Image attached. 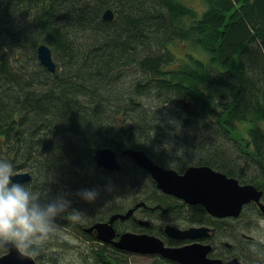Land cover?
<instances>
[{"label":"trees","instance_id":"trees-1","mask_svg":"<svg viewBox=\"0 0 264 264\" xmlns=\"http://www.w3.org/2000/svg\"><path fill=\"white\" fill-rule=\"evenodd\" d=\"M190 1L0 0V159L32 174L24 185L41 202L63 196L65 185L88 187L100 137L126 146L148 139L144 125L158 114L134 100L148 93L161 103L173 99L190 124L215 115L233 138H243L237 122H248L249 138L239 144L252 160L248 169L259 172L236 173L237 164L229 174L263 184L264 0H201V11ZM107 7L115 17L106 22ZM177 40L187 48L182 54L169 47ZM40 42L52 45L62 70L40 63ZM132 65L146 83L135 82L130 94L116 84ZM175 96L192 100L194 110ZM120 112L134 125L127 131L112 119Z\"/></svg>","mask_w":264,"mask_h":264},{"label":"flooded vegetation","instance_id":"flooded-vegetation-1","mask_svg":"<svg viewBox=\"0 0 264 264\" xmlns=\"http://www.w3.org/2000/svg\"><path fill=\"white\" fill-rule=\"evenodd\" d=\"M180 98L187 97L183 96ZM183 112L187 114V111H184V109ZM206 115L207 117L210 116ZM191 116L193 117L195 114ZM119 119V128L125 129L123 128V123L127 120L123 116ZM157 122L162 123L164 121ZM194 122L197 124L199 122L206 125L212 124L210 120L204 122L200 119V121ZM152 123L157 124L158 130H160L158 123ZM214 123V125L209 126L196 125L193 127L196 130L205 127V132L207 129L214 131L222 128L223 133H228L227 126L220 124L216 119ZM154 124L149 128H154ZM125 131L127 130L125 129ZM200 133L205 134L204 131ZM172 140L174 139L165 137V139L159 140L156 143L158 147H152L154 144L144 141L133 146L116 145L114 143L111 144L112 146L106 144L97 146L102 148L111 147L115 151L116 161L120 164V167L115 170L99 167L93 157L96 172L118 176L116 177L117 181L112 184L116 191L125 194L136 191L141 193L153 192L155 195L151 198L144 196L137 201L129 198V200L120 202L116 198V200L104 201L99 206V202H88L78 195L81 190L88 189L89 187L62 186L63 196L70 200L71 204L75 205L72 208L79 206L76 210L81 212V218L78 222L64 221L62 223L66 229L69 228L77 233L80 241L73 246V249L76 250L74 256L78 260H82L85 264H133L132 257L139 255L151 257L153 261H157V264H186L182 261V258H186L185 256L172 259L160 252L135 251L134 243L129 247L120 245L121 236L126 232H130L139 235H150L154 237L157 244L162 243L164 247L190 248L194 250V255L198 259L197 264L209 261L210 259L226 263L234 257H237L238 260L245 264H255L253 261H256L258 264L262 262L264 257L260 253V250L250 249V252L254 256L250 257L246 253L238 251L237 245L230 242L228 236L224 235L230 232L229 220L231 218L239 219L243 216L245 210L251 211L253 209L252 214L259 212L264 218V208L258 202L252 199L244 204L241 214L237 217L213 215L200 202L191 203L164 191L158 186L157 180L153 177L151 171L140 165L128 153V150L144 151L154 164L159 165L165 170L175 171L177 174L185 173L190 166L201 165H208V167L226 173L229 176H231L229 172H233L234 170L230 166L237 164L241 165V168L234 171L244 175L256 174L259 172V168L255 165V169H248V161L252 162L247 157L248 155L238 157L237 162H232L228 154L225 153L221 155L222 157L209 152L205 155L194 154L196 157H189L190 149L182 145L174 147ZM100 143L108 142L102 141ZM95 148L92 156L94 155ZM239 182L241 184L251 183V185L254 184L257 188L261 189L263 192L262 201L264 198V182L263 184L259 183L257 179L252 182L239 179ZM130 210L132 211L129 212ZM112 217L114 218L111 222ZM112 229L113 234L106 237V233L112 232ZM53 237L57 238V240L64 239L67 246L71 245V241L67 240L63 234H58L54 231L48 240H52ZM48 240L39 248L37 255L33 257L34 264H50L49 258L53 257V250L50 248H52L53 243ZM6 250L3 247L0 255L6 253ZM69 254L73 255V252L70 250ZM65 263L68 262H63V264Z\"/></svg>","mask_w":264,"mask_h":264},{"label":"rangeland","instance_id":"rangeland-1","mask_svg":"<svg viewBox=\"0 0 264 264\" xmlns=\"http://www.w3.org/2000/svg\"><path fill=\"white\" fill-rule=\"evenodd\" d=\"M190 3L197 8L199 11H201L203 8V1L201 0H192ZM49 45L50 43L47 42ZM52 46V45H51ZM170 49L175 52L182 54L187 48L182 44L180 40H177L175 44H169ZM37 54V52H36ZM53 56L55 60L60 63V57L54 54ZM58 71L62 70L59 67L57 68ZM122 75L123 78L120 81V83H117V87H124L129 89L130 94L133 89V84L137 82L138 80L142 81V84L144 85L146 83V75L143 71H141L136 65L124 67L122 69ZM134 80V81H133ZM134 92V91H133ZM128 94V93H127ZM135 94V92H134ZM150 94V95H149ZM179 97L183 96H175V101L178 100ZM134 100L136 104H142L143 108L148 109V111H154L158 114V121H164L162 123H158L155 121V123H158L160 126V130H158L157 124H154V128L149 129V124L146 123L144 125L143 133L145 134L146 138H144V142H147L149 144H154L152 147H158L156 144L159 140H163L168 137L173 138V146H185L186 148L190 149V156L189 157H196L194 154H200L205 155L207 152L215 155H222L223 153L228 154L229 158L237 159L238 157L242 155H247L245 151H243V147L240 142H244L249 138V135L247 133L246 124L249 123H243V122H237L238 129H243V137L240 139L238 136H235L236 138H233L230 134L227 132L223 133L222 128H219V130H211L207 129L205 132V127H201L200 130H196L193 126L196 125H202V126H209L214 125V120L216 118L215 115L212 114V116H208L206 118H202V121L206 122L209 121L212 124L206 125L199 122V124L195 123V121H200V119L196 118L193 119L191 122L192 124L186 122L182 119L179 115H177L176 112H174V107L176 108V105L174 100L171 99V101L166 102L159 101L155 96H152L151 93L148 94H140L134 96ZM173 101V102H172ZM130 104V103H129ZM114 110L115 106L112 105L107 109ZM163 109V110H162ZM129 113H118L115 118H112L115 120V122L118 123L122 116L126 119L128 117ZM109 116L110 113L108 114ZM126 117H125V116ZM134 126L131 121H125L123 123V128L128 130L129 127ZM193 127V128H192ZM264 128V125H263ZM204 131L205 134H201L200 132ZM240 131L236 132V134H239ZM138 134H141L138 132ZM199 134V135H197ZM104 139L100 137V141L102 142ZM98 143V142H97ZM96 143V145H97ZM111 145L109 143H103L100 145ZM95 145V146H96ZM112 146V145H111ZM97 147V146H96ZM91 175V183L86 185L90 186L88 189H94L96 190L99 195L94 200V202H99V206L104 201H112L113 199L120 202L124 200L134 199L138 200L140 198H143L144 196H150L153 192H132V193H122L119 191H116L113 187V183L117 181L116 177L112 174L104 173V172H89ZM27 182H23L22 184H26ZM62 188V187H61ZM129 195V197H127ZM154 195V193L152 194ZM151 195V196H152ZM264 201V198L262 199ZM245 210V209H244ZM264 221V218L260 213L252 214L251 212L245 210L243 212V216H241L239 219L231 218L229 220L230 225V232L225 233V236H228V239L230 242H233L237 245V250L240 252L246 253L250 257H254L252 253L250 252V249H258L261 251L263 257H264V227H261L260 222ZM55 231L58 234H63L64 237L67 238V240L71 241V245L67 246L65 244L66 240L60 239L57 240V238H52V240H48L53 243L51 250H53V257L49 258L50 264H63V262H68L65 264H85L82 260H78L74 256L76 253V250L73 249L74 245L77 244L80 240L77 236V233L75 231L70 230L69 228L66 229L65 225H63L61 222L56 221V228ZM63 237V238H64ZM68 250V251H66ZM70 250L73 252V255L69 254ZM133 264H157V261H153V258L151 257H143L139 255H134L132 257ZM250 260H252L250 258ZM253 263L257 264L256 261H253ZM260 264H264V258Z\"/></svg>","mask_w":264,"mask_h":264},{"label":"water","instance_id":"water-1","mask_svg":"<svg viewBox=\"0 0 264 264\" xmlns=\"http://www.w3.org/2000/svg\"><path fill=\"white\" fill-rule=\"evenodd\" d=\"M115 17V11L112 7H107L103 11V20L112 21ZM37 56L42 65L47 70L55 72L57 62L53 56L52 48L45 42L37 46ZM178 103L186 110L194 109V102L188 98H180ZM134 159L142 166L150 170L153 177L156 178L158 186L164 191L169 192L178 198H182L191 203L200 202L206 209L217 216H237L242 210V206L252 199L264 208L261 198L263 192L251 183L241 184L235 176H229L226 173L217 171L208 167V165L190 166L183 174H177L172 170H165L159 165L154 164L144 151L128 150ZM94 160L99 167H105L115 170L120 167L115 151L111 147H97L94 151ZM13 180L16 182H28L32 174L27 171L14 172ZM130 210L129 212H131ZM128 212V214H129ZM127 215V214H126ZM123 216V215H122ZM115 217V216H114ZM111 222L113 221V218ZM102 224V223H100ZM107 224V223H106ZM111 227L112 225L109 224ZM112 232L106 233L109 237ZM104 237L105 239H107ZM154 237L150 235H139L126 232L121 236L120 245L129 247L134 243L135 251L140 252H160L172 259L185 256L182 261L186 264H197L198 259L194 255V250L190 248H172L164 247L162 243L157 244ZM6 253L0 255V264H34L33 257L21 258L14 247L4 246ZM199 264H245L234 257L226 263H221L216 259L203 261Z\"/></svg>","mask_w":264,"mask_h":264},{"label":"clouds","instance_id":"clouds-1","mask_svg":"<svg viewBox=\"0 0 264 264\" xmlns=\"http://www.w3.org/2000/svg\"><path fill=\"white\" fill-rule=\"evenodd\" d=\"M14 175L12 163L0 159V247H14L21 258L34 257L54 233L57 217L78 222L81 212L71 208L64 196L41 202L24 184L14 181ZM78 195L92 202L99 193L83 189ZM260 224L264 227V221Z\"/></svg>","mask_w":264,"mask_h":264},{"label":"bare ground","instance_id":"bare-ground-1","mask_svg":"<svg viewBox=\"0 0 264 264\" xmlns=\"http://www.w3.org/2000/svg\"><path fill=\"white\" fill-rule=\"evenodd\" d=\"M40 43H41V42H40ZM38 44H39V43H38ZM37 46H38V45H37ZM50 47H51V46H50ZM35 49H36V48H35ZM36 51H37V49H36ZM52 51H53V50H52ZM96 148H97V147H96ZM96 148H95V149H96ZM243 206H244V205H243ZM243 206H242V209H243ZM241 212H242V211H241ZM241 212H240V214H241ZM240 214H239V215H240ZM239 215H237V216H239ZM227 216H230V215H227ZM237 216H230V217H237Z\"/></svg>","mask_w":264,"mask_h":264}]
</instances>
